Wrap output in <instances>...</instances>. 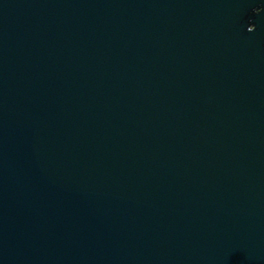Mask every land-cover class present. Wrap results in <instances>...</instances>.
Listing matches in <instances>:
<instances>
[{
  "label": "water",
  "instance_id": "water-1",
  "mask_svg": "<svg viewBox=\"0 0 264 264\" xmlns=\"http://www.w3.org/2000/svg\"><path fill=\"white\" fill-rule=\"evenodd\" d=\"M0 264H264V0H0Z\"/></svg>",
  "mask_w": 264,
  "mask_h": 264
}]
</instances>
